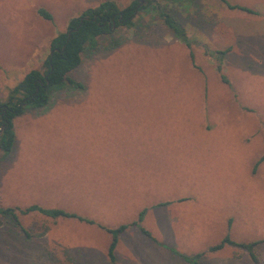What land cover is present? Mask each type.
I'll list each match as a JSON object with an SVG mask.
<instances>
[{
	"label": "rangeland",
	"instance_id": "obj_1",
	"mask_svg": "<svg viewBox=\"0 0 264 264\" xmlns=\"http://www.w3.org/2000/svg\"><path fill=\"white\" fill-rule=\"evenodd\" d=\"M105 1L122 10L137 0H0V101L44 70L70 19ZM226 1L144 0L134 27L82 54L69 75L82 90L13 120L0 207L58 209L93 225L0 216V264H188L182 256L197 253L199 264H254L235 247L206 252L225 235L264 241V0ZM121 226L110 263L105 230ZM256 254L264 264V243Z\"/></svg>",
	"mask_w": 264,
	"mask_h": 264
},
{
	"label": "trees",
	"instance_id": "obj_2",
	"mask_svg": "<svg viewBox=\"0 0 264 264\" xmlns=\"http://www.w3.org/2000/svg\"><path fill=\"white\" fill-rule=\"evenodd\" d=\"M225 3L226 0H220ZM140 1H134L124 9L120 10L112 1L100 3L96 8L87 9L79 17L72 18L68 21L66 30L57 34L49 44V54L44 62V70H32L10 90L5 101H0V150L5 154L12 151L14 145L13 120L22 115L26 108L39 109L49 104L52 95L64 89L82 90V84L71 79L69 75L76 70L82 61V54L86 50H94L98 46V39L110 35L117 28L134 27V18L142 9ZM238 10L248 14L254 12L247 8H238ZM39 16L44 20L50 21L51 17L43 10L38 11ZM164 23L172 29L181 41L186 43L185 33L179 24L174 21L167 13H160ZM121 17V18H120ZM189 48V45H186ZM192 58V54H190ZM220 71V69H218ZM223 83H226L222 77ZM257 165V164H256ZM255 165V167H256ZM38 212L39 214L52 218L76 219L88 225H93L90 220H85L74 214L66 213L58 209H42L38 206H30L29 208L19 210L17 208H1V217H10L16 225H18L17 214L28 215ZM145 210L138 215L137 222L141 223ZM135 224V223H134ZM133 224V225H134ZM127 226H121L117 229L105 230L111 236V241L107 249V258L110 263L115 262L114 250L118 243V235L126 230ZM142 233L149 236V233L141 229ZM28 237L29 234L25 233ZM264 243V241H254L248 243H236L232 241L229 235L217 244L209 246L207 253H216L224 249L226 246L235 247L244 251L252 263L257 264L258 258L256 247ZM204 253H197L190 257L182 256L183 260L188 264H199V260ZM51 264H72L67 257L64 261H55Z\"/></svg>",
	"mask_w": 264,
	"mask_h": 264
},
{
	"label": "flooded vegetation",
	"instance_id": "obj_3",
	"mask_svg": "<svg viewBox=\"0 0 264 264\" xmlns=\"http://www.w3.org/2000/svg\"><path fill=\"white\" fill-rule=\"evenodd\" d=\"M141 3L144 1V0H139ZM121 18V17H120Z\"/></svg>",
	"mask_w": 264,
	"mask_h": 264
},
{
	"label": "water",
	"instance_id": "obj_4",
	"mask_svg": "<svg viewBox=\"0 0 264 264\" xmlns=\"http://www.w3.org/2000/svg\"><path fill=\"white\" fill-rule=\"evenodd\" d=\"M3 126L0 128V131L2 130Z\"/></svg>",
	"mask_w": 264,
	"mask_h": 264
},
{
	"label": "crops",
	"instance_id": "obj_5",
	"mask_svg": "<svg viewBox=\"0 0 264 264\" xmlns=\"http://www.w3.org/2000/svg\"><path fill=\"white\" fill-rule=\"evenodd\" d=\"M145 231H147V230H145ZM148 233H149V231H147Z\"/></svg>",
	"mask_w": 264,
	"mask_h": 264
}]
</instances>
